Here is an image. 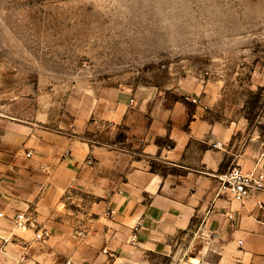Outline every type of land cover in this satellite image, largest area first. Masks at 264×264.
<instances>
[{"label":"crops","instance_id":"obj_1","mask_svg":"<svg viewBox=\"0 0 264 264\" xmlns=\"http://www.w3.org/2000/svg\"><path fill=\"white\" fill-rule=\"evenodd\" d=\"M60 124L0 119V264H158L186 235L190 264H264V191L218 195L234 165L264 180V132L241 145L153 88L78 92ZM27 209L49 237L15 227Z\"/></svg>","mask_w":264,"mask_h":264},{"label":"rangeland","instance_id":"obj_2","mask_svg":"<svg viewBox=\"0 0 264 264\" xmlns=\"http://www.w3.org/2000/svg\"><path fill=\"white\" fill-rule=\"evenodd\" d=\"M143 88L236 123L241 145L264 132V0H0V119L64 129L78 92Z\"/></svg>","mask_w":264,"mask_h":264},{"label":"built area","instance_id":"obj_3","mask_svg":"<svg viewBox=\"0 0 264 264\" xmlns=\"http://www.w3.org/2000/svg\"><path fill=\"white\" fill-rule=\"evenodd\" d=\"M186 99L193 103H200L195 97L187 96ZM212 146L214 148H220L221 143L214 142ZM218 178V195H226L234 201L241 202L255 191H264V180L262 176L254 172L244 171L240 165L232 166L226 172L219 175ZM74 189H76L74 184L69 186L67 189L68 198H70V194ZM0 215L2 216V213ZM10 218L17 229L21 231H33L36 239L44 240L51 234L49 230L40 227L37 217L31 210L16 211ZM131 240L133 242L137 240L136 228L131 236ZM67 264L70 263L67 262Z\"/></svg>","mask_w":264,"mask_h":264}]
</instances>
